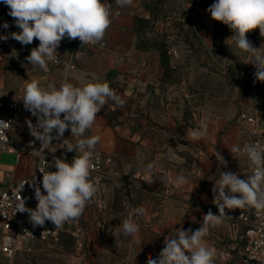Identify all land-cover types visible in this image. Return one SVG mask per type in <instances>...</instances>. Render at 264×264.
<instances>
[{
  "label": "rangeland",
  "instance_id": "374dc122",
  "mask_svg": "<svg viewBox=\"0 0 264 264\" xmlns=\"http://www.w3.org/2000/svg\"><path fill=\"white\" fill-rule=\"evenodd\" d=\"M134 1L133 60L97 53L78 38L65 37L57 48L64 60L76 63L72 70L83 84L108 83L125 103L109 101L99 112L103 125L114 130L116 148L103 152L112 161L91 176L98 188L95 197L57 239L34 243L16 264H147L158 258L166 237H175L179 229L197 230L209 210L219 214L212 189L222 172L241 179L251 174L229 150L241 142L234 140L241 135L237 116L249 100V78L255 73L249 54L226 41L233 34L226 25L197 13V6H204L198 0ZM8 12L0 5V35L9 36L0 40V98L17 93L26 78L45 73L26 60L39 41L25 46L12 39L11 33L21 30ZM246 35L264 50L259 28ZM60 66L65 68L49 62L48 71ZM189 129L206 134L193 138ZM84 135L92 136L89 130ZM216 151L226 167L216 160ZM56 156L71 162L75 152L59 147ZM1 161L12 162L14 155L4 154ZM149 165L154 166L151 174ZM176 175L188 182L170 183L168 177ZM10 181V168L0 162V189ZM137 207L147 214L135 218L137 236L126 238L122 222ZM225 214L229 217L204 240L216 250L214 264H238L242 242L229 225L234 209Z\"/></svg>",
  "mask_w": 264,
  "mask_h": 264
},
{
  "label": "clouds",
  "instance_id": "9594fccd",
  "mask_svg": "<svg viewBox=\"0 0 264 264\" xmlns=\"http://www.w3.org/2000/svg\"><path fill=\"white\" fill-rule=\"evenodd\" d=\"M132 2L116 0L119 7L130 6ZM0 3L8 7V15L21 30L11 33L12 39L25 46L34 39L39 41L38 47L31 49L26 60L32 68L44 72L48 71L49 62L58 59L57 48L65 37L69 40L78 38L82 46L97 44L103 40L112 24V10L107 0H0ZM207 11L213 20L232 31V36L226 41L234 42L239 50L249 54L248 63L255 67L256 80L264 82V50L254 47L246 35L259 28L260 35L264 37V0H215ZM3 27L7 29L9 24L5 22ZM7 39L9 36L0 35V40ZM22 100L25 109L37 118L35 125L28 121V129L42 147L34 148L32 152L46 163L43 150L53 140H63L64 148L68 152L74 151L76 155L71 162L54 158L55 171L39 168L43 192L39 186H35L36 208H26L21 199L15 211L29 213L34 227L51 221L56 229H60L65 223L78 220L98 191L91 176L93 157L98 159L99 156L96 146L100 137H85L84 134L92 128L97 113L109 101L121 107L125 101L108 83L88 82L78 87L66 79L59 87L50 85L48 88L41 87L39 80L32 79L26 83ZM6 125L10 123L0 120V137L5 136ZM69 129L71 137L76 138L75 143L64 139ZM205 134L191 129L187 132L193 138ZM229 150L233 156H247L251 174L241 179L231 171L222 172L212 189L213 203L219 214L209 210L197 230L179 229L175 237H166L158 258H149L147 264H214L216 250L207 244L204 237L229 217L225 209L253 208L258 213H264V148L255 143H245L243 147L232 145ZM213 154L226 167L220 152ZM153 168V165L148 166L149 174ZM168 180L178 187L188 182L183 175L169 176ZM146 214L144 207L133 209L122 222L121 234L126 238L137 236L139 225L135 218ZM137 243L140 241L137 240Z\"/></svg>",
  "mask_w": 264,
  "mask_h": 264
},
{
  "label": "built area",
  "instance_id": "2783aa9c",
  "mask_svg": "<svg viewBox=\"0 0 264 264\" xmlns=\"http://www.w3.org/2000/svg\"><path fill=\"white\" fill-rule=\"evenodd\" d=\"M57 56L58 59L53 61V64H62L66 69L76 67L73 60H64L59 54ZM248 89L249 100L243 104L237 116V125L241 130L239 146L255 143L264 148V85L256 80L253 74L249 78ZM4 104L6 113L0 115V120L10 125L5 126L7 128L5 136L0 137V151L15 153L17 160H20L22 155L34 159V172L30 177H23L0 189V264H16L19 254L30 250L34 243L57 239L60 231L63 230V228L56 229L51 221H46L43 226L34 227L29 213L15 211V209L21 199L24 200L26 208H36L38 201L35 199V186H39L43 192L42 173L39 168L43 167L44 171H53V159L58 158L56 149L64 145L63 140H53L52 144L47 145V149L43 150L46 163H43L32 152L34 148L42 147L41 142L35 140L28 129V121L35 125L37 118L28 110H23L20 99L14 94H6ZM17 128L23 130L22 140L14 143L13 131ZM64 139H69L72 143L76 142V138L71 137L70 129L66 130ZM96 152L99 156L98 159L93 157L92 174L103 173L112 161L111 155L103 153L97 147ZM238 156L251 172L247 156ZM229 225L235 239L242 242L238 264H264V213H258L253 208L234 209Z\"/></svg>",
  "mask_w": 264,
  "mask_h": 264
},
{
  "label": "crops",
  "instance_id": "0c3cea01",
  "mask_svg": "<svg viewBox=\"0 0 264 264\" xmlns=\"http://www.w3.org/2000/svg\"><path fill=\"white\" fill-rule=\"evenodd\" d=\"M204 6H209L214 3L215 0H198ZM107 3L110 4L112 10V24L106 31V34L103 40L97 44H87L92 45L97 53L99 52H107L111 53V55H122L125 59L133 60L135 58V50H134V22L135 15L137 10L136 2L133 0L132 4L127 7H119L116 4V0H107ZM204 6H197V13L201 14L204 18L210 19L211 15L207 11ZM32 79H37L40 81V86L44 88H48L50 85H56L59 87L60 83L65 79L73 83L75 86H82L83 82L80 75L72 69H66L63 66L56 67L53 70L47 71L42 74L33 75L22 81L21 87L17 93H14L20 99V105L24 111H26L22 97L24 95V88L26 83L31 82ZM8 94V93H7ZM10 94V93H9ZM5 96L0 98V115H4L6 113L5 108ZM22 129L17 128L13 131V142L19 143L22 140ZM92 136H99L100 142L96 146L102 152L109 153L116 148V141L114 137V130L105 126L102 123L101 116L97 113V118L92 126L89 129ZM236 140H240V137L236 136ZM233 142V143H235ZM7 151H0V162L4 163L11 170L12 181L9 184L18 181L23 177H30L34 172V159L32 157H28L27 155H22L20 160H17L15 153H10L14 155V161L12 162H4L1 161L4 154H8Z\"/></svg>",
  "mask_w": 264,
  "mask_h": 264
}]
</instances>
